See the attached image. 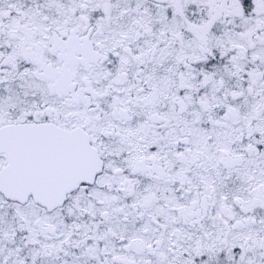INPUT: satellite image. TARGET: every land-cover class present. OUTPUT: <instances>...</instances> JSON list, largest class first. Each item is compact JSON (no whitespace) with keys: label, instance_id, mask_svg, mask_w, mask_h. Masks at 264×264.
<instances>
[{"label":"snow or ice","instance_id":"obj_1","mask_svg":"<svg viewBox=\"0 0 264 264\" xmlns=\"http://www.w3.org/2000/svg\"><path fill=\"white\" fill-rule=\"evenodd\" d=\"M0 264H264V0H0Z\"/></svg>","mask_w":264,"mask_h":264}]
</instances>
